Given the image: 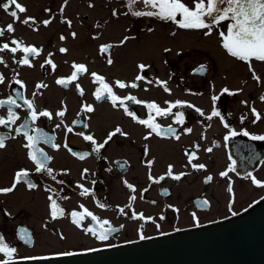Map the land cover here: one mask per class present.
<instances>
[{
	"label": "flooded vegetation",
	"instance_id": "flooded-vegetation-1",
	"mask_svg": "<svg viewBox=\"0 0 264 264\" xmlns=\"http://www.w3.org/2000/svg\"><path fill=\"white\" fill-rule=\"evenodd\" d=\"M22 1L17 0L25 12L20 13L15 6L9 8V12L17 11L18 18L0 7L3 31L0 119L4 121L0 124V139L5 145L0 148V161L4 162L12 149L19 148L24 155V163L13 168L7 183L0 185V198L5 201L18 194L19 188L28 193L40 191L46 201V215L40 227L58 236L60 245L67 250L20 254L22 248L32 251L39 244L36 226L21 222L7 230L0 225V246L4 248L0 251V263L106 249L199 228L235 217L264 198L263 193L240 206L243 184L254 192L261 188L264 192V178L260 175L264 169V140L252 139L264 136V129L260 131L264 120V87H261L264 62L254 58L250 61L257 79L249 69V62L231 56L223 47L233 21L213 24L205 17L210 27L185 29L179 27L183 21L179 14L175 21L158 15H135L136 12L158 13V0H154L156 7L145 4L144 0H122L123 4L118 5H114L118 0H106L112 18L120 13L128 14L126 22L132 26L127 32L136 28L141 33L137 26L143 20L148 21L145 24L148 33L158 28L163 30L162 35L172 37L180 31L202 32L203 37L215 38L221 53L217 56L212 50L203 51L205 54L196 59L190 49L187 53L177 49L172 60L173 50L165 49L161 59L155 60L138 50L135 54L142 52L138 56L141 59L132 67L122 49L128 41L138 38L134 30V34L124 33L119 40H101L108 20L96 19L91 28L87 24L86 30L81 27L84 25L81 20L77 29V22L66 15V0L61 5L63 16L58 24L64 29L55 31L57 40L50 33L51 38L45 44L43 39L47 34L41 32L52 28L58 13L45 7L48 15L40 19L32 13L31 0L28 6ZM7 2L0 0V5ZM185 4L189 9L195 8ZM88 6L93 8L95 2L89 1ZM78 17L90 20L89 15L78 14ZM223 23H227V28ZM10 24L14 29L11 32L7 30ZM34 35H41V42L31 39ZM76 39L85 43V53L68 60L65 58L71 52L68 41ZM5 44L7 49L3 47ZM25 48H35L36 52L27 53ZM188 57L193 65L179 66ZM25 58L28 64L23 63ZM81 65L83 72L74 67ZM116 69L126 70V74L120 75ZM212 73L221 76L216 75L212 80ZM230 73L239 80V87L233 86L231 80L220 87L214 82L219 78L225 81ZM193 78L199 81H191ZM118 82L125 87H119ZM98 92L100 100L96 98ZM112 96L119 98L115 105ZM43 112L49 115H41ZM60 112L64 115H59ZM215 112L219 115H213ZM107 118L115 120L112 124L103 122ZM150 124L156 126L155 131ZM87 136L92 140L85 139ZM28 137L33 140L29 141ZM59 160L71 162L72 177H64L70 168L55 167ZM24 172L28 175L17 182V174ZM220 207L225 215L205 219ZM0 209L5 218L14 219L5 205ZM180 219H190L191 224H179ZM133 221L135 229L129 225ZM107 229H111L107 239L100 240V232ZM73 230L79 233L80 241L91 245L68 249L70 242L66 240ZM10 235L14 243L9 240ZM119 235L124 238L118 240ZM9 251L11 255L7 254Z\"/></svg>",
	"mask_w": 264,
	"mask_h": 264
},
{
	"label": "rangeland",
	"instance_id": "rangeland-1",
	"mask_svg": "<svg viewBox=\"0 0 264 264\" xmlns=\"http://www.w3.org/2000/svg\"><path fill=\"white\" fill-rule=\"evenodd\" d=\"M66 0H24V2L27 6L31 5V9H33V12L38 18H43L46 17L48 14L45 11V7H50L51 11H55V20L52 28L48 31H42L41 35L46 32L47 36L44 37L43 42L46 44L49 39L52 38L57 40L55 31H58L59 29L63 30L64 27L59 24V20L63 16V13L60 11L61 5H63V2ZM89 1H94L95 6L93 8L89 7ZM122 0H118V3H115L114 5L118 4H123L121 3ZM27 2V3H26ZM160 3V0H158ZM182 3H188L190 6H194L195 0H181ZM108 1L106 0H68L67 1V11L66 15L69 18V20H73V22L76 24L75 28L80 29L79 25L81 26L80 21L82 20V23H84L83 26L84 29L86 30L87 24L90 23L89 28H91V24L93 21L96 19H102V20H108V25L104 31L103 38L101 40H107V39H115L119 40L121 36L126 33V34H134L133 30L137 33V39L136 40H131L127 42V45L123 47L122 52L124 53L123 56L125 58L130 59L131 61V66L133 67L135 65L136 60L141 59L138 56L142 54V52L147 53L146 57H153L155 60L161 59V55L163 53V50L165 49H171L172 54H171V59L174 60L177 56V53L175 51L177 49L183 50L185 53L189 52L188 50L190 49V54H193L196 59H199L198 56H203L205 53L203 51H209L212 50L215 52L217 56L221 55L220 50L218 48L217 41L215 38H209V37H203L202 32H188V31H180L178 34L172 36H167L163 33L161 34V28H158V31L154 33H148L145 30V24L148 21H144L137 26V28H141V33L138 32L136 28L133 30H129L127 32L128 27H131V22L127 23L126 18H129L127 15H123L122 13L119 14L118 17L112 18L110 14V10L107 7ZM111 2H109L110 4ZM184 3V4H185ZM186 5V4H185ZM187 6V5H186ZM123 9V8H122ZM123 13L125 12L122 10ZM78 14H83V15H89L90 20H85L83 17H78ZM1 18V17H0ZM4 20L8 21V18H4ZM129 21V20H128ZM225 25V23H223ZM226 28H227V23H226ZM70 27V26H69ZM216 29L219 27L217 25H214ZM72 28V27H70ZM74 28V27H73ZM222 28V27H221ZM163 31V30H162ZM68 32V30H67ZM88 32V31H87ZM51 33V35H50ZM158 33V34H157ZM45 34V35H46ZM41 35H34L31 39L41 42ZM86 41H88V38H85ZM111 41V40H109ZM79 41V39L74 40H69L68 45L71 47V52L70 54L65 57L66 59L70 60L73 58H79L84 54L86 48L84 47L85 43ZM95 43V42H93ZM89 44V43H88ZM90 46V44H89ZM93 46V44H92ZM129 49H132L129 53ZM138 50H141L142 52L135 54ZM202 51V52H201ZM121 50H119V53ZM133 52V53H132ZM183 53V54H185ZM122 54V53H121ZM214 54V53H213ZM64 59V57L62 58ZM188 57L186 61L180 62L179 66H187V65H193L191 63V60ZM177 62V61H176ZM156 64H159L156 62ZM103 70H106L105 67H102ZM125 70V69H124ZM107 71L110 73V69H107ZM114 71V70H113ZM126 71V70H125ZM123 71L122 69H116L115 72L119 73L120 75H125L126 72ZM217 74H211L210 79H214V77ZM248 75V74H246ZM217 76H221V74H218ZM243 76V75H242ZM245 78V77H244ZM246 79V78H245ZM232 81L233 86H238L239 87V80L236 78L235 75H227L225 81L222 80V78H219L218 81L214 80L215 83L220 87L224 85L223 82L227 81ZM191 81H199L197 78H193ZM261 87H264L262 85ZM261 90V89H260ZM234 106V105H231ZM248 110V108H247ZM99 116V115H98ZM97 116V117H98ZM109 120H104L103 122L112 124L115 119L113 118H107ZM119 120V117H117ZM263 123L260 125V131L264 129V120H262ZM261 121V122H262ZM97 123H95L96 125ZM129 145V144H128ZM2 156V152L0 153V157ZM20 163H24V155L21 152L19 148L12 149L11 152L9 151V154L7 156V159L3 162L0 161V185L6 184L7 180L9 178V174H11L12 169L15 167L20 166ZM55 167L57 168H70L71 171L69 174L64 175L66 178H70L73 176V171H72V165L71 162H67L65 160H59ZM264 178V169L263 172L260 174ZM242 186V192H241V201L240 206H244L246 204H249L251 199L252 201L256 200L257 198H260L264 192L263 189L261 188L259 191H255L251 189V187H247L246 184H243ZM224 185H221V188L223 189ZM198 193V192H196ZM77 197V196H76ZM12 198V199H11ZM78 198V197H77ZM117 200V199H116ZM250 201V202H249ZM249 202V203H248ZM122 203V202H121ZM5 205L8 210L10 211L11 214L14 215V219H11L12 216L5 218L3 214L1 213L0 209V225L4 226L7 230L15 226L17 223L21 222H29L34 224L33 227H35L36 230H38V241L39 244L37 247H35L34 250H25L22 248L20 250V254H32V253H51V252H60L62 250H67V248H64L63 245H60V241L58 236H54L52 234H48L47 231H43L40 227L41 225V219H43V216L46 215V201L44 200V195L38 191L35 193H28L26 192L23 188H19L18 194L13 195L10 198H7L2 200L0 198V206ZM218 209V211H217ZM222 210V211H220ZM41 212V213H39ZM226 212L224 208H216L215 211L213 210L211 215H206L205 219H210L213 218L214 216H221L225 215ZM46 218V217H45ZM174 221L172 222L173 225ZM179 224H184V225H189L191 224L190 219H180ZM129 225L133 226L135 229L136 223L133 221L132 223H129ZM61 227L63 224L60 225ZM66 229V227H64ZM70 231V230H69ZM130 233V230L129 232ZM128 235V234H127ZM11 237L9 240L14 243V238L13 235H10ZM69 238H67L66 241L70 242V247L68 246V249L71 247H83V246H89L91 244L89 243H83L82 241L79 240V233L76 232L75 230L71 231L70 234L68 233ZM120 236V235H119ZM131 236V235H130ZM135 237V235H133ZM128 236H125L127 238ZM124 236L118 237V240H122ZM65 242V241H64ZM63 242V243H64ZM66 247V246H65Z\"/></svg>",
	"mask_w": 264,
	"mask_h": 264
},
{
	"label": "water",
	"instance_id": "water-1",
	"mask_svg": "<svg viewBox=\"0 0 264 264\" xmlns=\"http://www.w3.org/2000/svg\"><path fill=\"white\" fill-rule=\"evenodd\" d=\"M47 258L7 264H264V198L235 217L203 227Z\"/></svg>",
	"mask_w": 264,
	"mask_h": 264
},
{
	"label": "snow or ice",
	"instance_id": "snow-or-ice-1",
	"mask_svg": "<svg viewBox=\"0 0 264 264\" xmlns=\"http://www.w3.org/2000/svg\"><path fill=\"white\" fill-rule=\"evenodd\" d=\"M145 4H150L152 7H156V3L154 0H144ZM11 6H15L16 9L19 10L20 13L26 11L24 7H22L17 0H8V2L4 5H0L3 7L5 12H9V8ZM9 14L13 18L17 17V11H11ZM181 15L183 17V21L180 22L179 27L185 29H201L208 28L210 24L205 22V17L210 18L213 24L219 23L224 20H231L233 23L229 24L227 36L224 37L223 47L228 51V53L237 57L241 61L249 62V69L253 71V76H255V72L251 67L250 61L254 58L256 61L264 62V0H207V6L205 5V0H195V8L189 9L181 0H160L159 4V12H136L135 15H146L153 16L158 15L163 19H171L173 21L176 20L177 15ZM28 21H25L27 23ZM7 30L9 32L13 31V26L10 24L7 26ZM210 34V33H209ZM0 35H3V31L0 30ZM221 36H224V33H221ZM13 43H16L13 41ZM5 49L8 48V45L5 44L3 46ZM15 51V49H12ZM25 52L34 53L36 52L35 48H25ZM61 51H66L65 49H61ZM24 64H28L27 58L23 61ZM111 63V61H109ZM78 68V71L83 72L85 69L81 66H74ZM140 68L143 69L144 65H140ZM75 79V76H73ZM101 83H103L102 78ZM141 79V77H138ZM59 83H63V81H58ZM119 83V82H118ZM106 89H108L109 95H111V89L108 88V85H104ZM119 87L123 88L125 85L123 83H119ZM132 87H136V84H132ZM227 91V89H225ZM97 100L102 99L100 93L96 94ZM117 99L116 96H112L113 105H115ZM215 99V98H214ZM8 103H15V101H8ZM176 105H173L175 107ZM29 107L31 105L29 104ZM150 108L155 107V105H149ZM91 108H88V111H91ZM159 111V110H158ZM199 111V110H198ZM12 114L10 113V116ZM43 116H48L49 113L43 112L41 113ZM59 115L63 116L64 113L60 112ZM213 115H219L218 112L213 113ZM33 118H35V113H33ZM182 118V114H181ZM141 123H146L145 121H140ZM4 121L0 119V124H3ZM153 129L156 130L155 125H149ZM71 131V129H69ZM159 134V133H157ZM244 135H248L247 132ZM29 141H32V137H28ZM85 139L92 140L91 136L85 137ZM254 140H264V136H253ZM4 141L0 139V148H3ZM211 151V149H209ZM35 159V157H33ZM39 167H42V163L37 161ZM200 167H203L202 165ZM28 174L26 172L17 174L16 181L19 182L21 177H26ZM175 179H179V176L174 177ZM131 187V186H129ZM6 191H11L8 189ZM134 199V197H133ZM206 203V202H205ZM53 212L52 215H56V204L55 201L52 203ZM75 217L76 213H72ZM95 219V217H93ZM75 222V221H74ZM105 224L107 221L104 222ZM111 231V229L102 230L99 234L100 240L107 239V232ZM143 238V237H141ZM0 251H4V248L0 246ZM11 251H15L14 249ZM11 251L7 254L11 255ZM41 259H48L47 257ZM7 264V262H5Z\"/></svg>",
	"mask_w": 264,
	"mask_h": 264
}]
</instances>
